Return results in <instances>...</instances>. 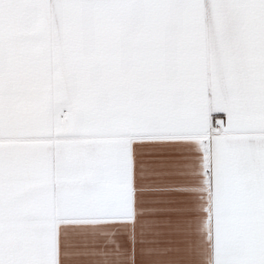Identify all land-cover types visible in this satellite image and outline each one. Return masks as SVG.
I'll use <instances>...</instances> for the list:
<instances>
[{"label": "snow or ice", "instance_id": "1", "mask_svg": "<svg viewBox=\"0 0 264 264\" xmlns=\"http://www.w3.org/2000/svg\"><path fill=\"white\" fill-rule=\"evenodd\" d=\"M0 264H264V0H0Z\"/></svg>", "mask_w": 264, "mask_h": 264}]
</instances>
